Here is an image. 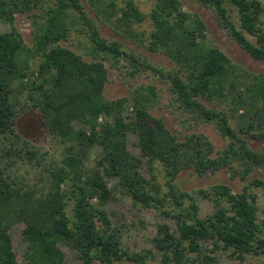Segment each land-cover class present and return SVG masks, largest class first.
Masks as SVG:
<instances>
[{"label": "trees", "instance_id": "obj_1", "mask_svg": "<svg viewBox=\"0 0 264 264\" xmlns=\"http://www.w3.org/2000/svg\"><path fill=\"white\" fill-rule=\"evenodd\" d=\"M50 1L42 14L33 15L30 47L13 25L16 15L44 8ZM153 1V47L181 69L168 75L135 59L118 41L102 37L81 0H0V19L12 25L0 33V264H18L11 233L16 224H24L27 264H64L63 245L75 250L82 264L143 262L145 254L122 246L121 230L112 225L104 209L117 191L129 196L134 205L171 206L164 213L175 218L177 230L161 223L154 237L164 264H197V257L199 263L219 264L218 257L208 253L219 250L241 261L249 255H264V218H260L254 192L255 187L264 189V179H248L264 166V148H251L247 139L255 136V127L264 117V75L240 71L227 54L210 46L205 20L198 12L185 10L181 0ZM196 2L214 7L230 36L253 59L264 63L260 0ZM236 11L240 24L234 18ZM121 13L118 22L127 28L133 18H143L131 0ZM77 18L88 27L92 60L60 43L68 39ZM108 56L125 57L136 69L169 77L179 109L196 120L214 123L229 138L227 147L212 156L214 145L204 134L180 138L164 118L151 111L158 96L154 85L132 96L108 98L104 63ZM25 89L29 90L28 105L40 109L49 132L66 145L62 161L48 169L50 186L42 191L19 182L13 171L23 159L33 160L39 154L15 128L18 113L27 106L20 99ZM218 94L239 100L246 119L242 133L225 111L209 108L200 99ZM132 134L137 136L139 153L129 147ZM94 148L102 153L96 165L89 166L87 153ZM157 163L164 184L156 172ZM144 165L151 178L141 172ZM225 167L249 183L241 192L223 183L198 190L214 205V212L202 218L194 194L176 180L186 169L204 176ZM110 179L116 183L110 186ZM211 240L215 246L209 248L205 243Z\"/></svg>", "mask_w": 264, "mask_h": 264}, {"label": "rangeland", "instance_id": "obj_2", "mask_svg": "<svg viewBox=\"0 0 264 264\" xmlns=\"http://www.w3.org/2000/svg\"><path fill=\"white\" fill-rule=\"evenodd\" d=\"M87 16L98 27L102 37L108 41H118L128 54L132 55L138 61L158 68L165 74L181 70L180 65L172 60L167 54L158 48L153 47V31L156 29L151 12L154 7L153 0H131L135 3L143 18L131 20V27L121 26L118 22L122 15L121 8L125 7L130 0H81ZM184 9L190 12H198L205 20L207 25V43L215 46L231 59L239 67L240 71H247L253 74L264 75V63L253 59L228 33V30L221 24L216 9L200 5L196 0H181ZM264 6V0H260ZM53 1L47 2L44 8H38L32 12L19 13L16 15L14 27L22 34L28 46L33 45L34 13L42 14ZM235 21L240 24L239 14L234 13ZM260 27L264 31V14L260 19ZM69 37L67 40H61L60 43L71 48L74 52L80 53L86 59L92 60L89 53L91 40L88 35V27L78 18L72 24ZM12 25L0 19V33L11 30ZM250 39L255 41L253 35L247 34ZM105 66L108 69V82L105 87V95L108 98L116 99L123 96H132L136 90L142 87L154 85L157 89L158 96L151 107V111L156 116L166 120L168 126L184 138L192 133H201L207 136L214 145L215 152L212 156H218L223 151L230 140L223 136L217 129L216 125L209 121L196 120L189 112H184L177 106V95L172 90L169 77L161 76L151 69L135 68L132 62L122 57L118 60L112 56L105 57ZM183 71V70H182ZM181 71V72H182ZM135 72V73H134ZM183 74V72H182ZM41 80V78H38ZM29 90L25 89L20 97L21 100L27 101ZM201 101L209 108L218 111H225L230 119L232 126L241 132L242 126H245V118L241 115L243 110L239 109V100L232 97H223L215 95L211 98L200 97ZM27 106L22 108L16 118L15 128L18 134L28 140L39 151L37 158L33 160L23 159L13 169L14 174L19 182H24L38 191H42L50 186V175L48 169L55 163L61 162L64 158V145L60 137L53 136L48 129L43 113L37 107ZM132 112V111H130ZM131 114V113H129ZM133 115V112H132ZM77 128L81 127L79 122H75ZM255 136H249L248 143L251 148L260 150L264 148V117L259 119L255 131ZM129 147L136 153L140 152L137 143V136H130ZM100 148H94L87 153V164L96 165ZM160 165L156 164V172L159 174L160 182L164 184L165 179L159 171ZM141 172L151 178V173L146 165L141 168ZM264 179V166L256 169L248 179ZM249 180L243 181L241 177H234L231 169L225 167L216 173L209 172L207 175L200 176L193 172L192 169L182 171L176 180L180 183L183 190L193 193L198 203L200 217H207L214 212L213 202L203 198L198 194L200 189H208L213 185L223 183L229 185L234 192H241L244 185ZM116 183V179H110V186ZM258 195V205L260 207V218H264V189L254 188ZM165 208L155 206L145 207L134 205L129 196L117 191L113 199H110L104 209L106 210L112 225L121 230L122 246L130 252L145 254V259L141 263L129 262L123 260L114 264H164L162 252L155 247L154 237L157 233L158 225L161 223L168 224L173 230H177L175 218L168 217ZM171 209V208H170ZM99 226L103 223L98 222ZM24 224H16L11 228L14 248L18 256V264H27L26 253L28 252V242L23 234ZM209 248L214 247V241L205 243ZM65 253L64 264H82L78 253L72 248L61 246ZM219 264H264V255H249L245 261L233 258L225 250H219L216 253ZM196 256V255H195ZM198 261L197 264H206ZM96 264H102L97 260Z\"/></svg>", "mask_w": 264, "mask_h": 264}]
</instances>
